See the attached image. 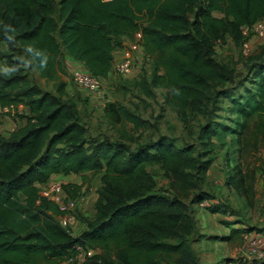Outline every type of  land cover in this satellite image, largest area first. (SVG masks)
Wrapping results in <instances>:
<instances>
[{
  "label": "trees",
  "instance_id": "1",
  "mask_svg": "<svg viewBox=\"0 0 264 264\" xmlns=\"http://www.w3.org/2000/svg\"><path fill=\"white\" fill-rule=\"evenodd\" d=\"M263 18L264 0H0V42L8 49L15 44L28 48V66L54 88L43 90L16 58L5 56L0 125L4 107L23 104L29 113L8 137L0 133V264H62L75 255V245L93 253L69 264H202L194 246L200 238L196 213L202 200L213 203L202 188L210 151L200 155L194 144L178 146L165 135L140 141L132 133L153 125L113 104L106 119L123 128L130 124L131 133L120 129L116 139L103 138L89 148L87 126L61 78L64 56L104 79L113 51L140 31L141 52L152 67L149 80L139 73L145 96L151 97L153 88L164 89L165 103L184 125L190 116L210 119L220 98L230 100L228 123L206 122L199 133L206 148L214 147L213 134L232 133L237 161L225 186L252 208L256 176L251 159L264 148V39L253 53L242 55V73L234 63L217 60L215 47L227 40L242 46L247 40L243 27L254 33ZM151 167H159L169 180L168 195L156 191ZM89 173L100 181L94 213L74 214L85 227L71 232L60 223L57 204L39 190L54 175ZM72 186H63L65 197H76ZM211 203L204 209L224 212ZM241 223L240 217L224 223L229 240L264 236L244 223L230 228ZM251 261L264 264V258Z\"/></svg>",
  "mask_w": 264,
  "mask_h": 264
},
{
  "label": "rangeland",
  "instance_id": "2",
  "mask_svg": "<svg viewBox=\"0 0 264 264\" xmlns=\"http://www.w3.org/2000/svg\"><path fill=\"white\" fill-rule=\"evenodd\" d=\"M249 33L250 31L245 34L247 40L244 41V43L247 44V52L244 51L246 49V45H243L244 43L242 46L237 47L230 40H227L225 43L216 45L215 58L219 61H227L229 64L234 63L233 66L238 73L244 72V66L241 61L242 55L246 57L248 54L253 53L258 47V43L264 39L262 38L260 40L258 39L260 37H258L256 34ZM252 36L256 37L253 38V41L249 42V39ZM136 37L138 38L137 34ZM135 49H137L136 51L139 52L137 54L132 53V56H134L133 67L135 70L131 68L132 71L129 76L121 77L117 75L113 69H111V75L106 80L99 78L101 81L102 92L97 96L86 95L85 91L80 89L75 84L73 77L69 74V72L66 73V75L68 74L66 76L68 93L76 105L79 106L82 119L88 129L87 146L90 148L95 142L100 141L103 138H108L111 140L116 139L119 132L116 133L115 131H120V129H124L126 132L131 133L132 126L130 124H127L124 128L123 125H120V123H115L112 125L110 123V119H106L105 117L109 104H113L117 107L119 105L125 106L128 110L137 113L141 118L147 120L149 125L154 126H147L139 130L137 133H132L134 138H137L140 141H147L149 139L154 140L159 135H165L166 137L174 140L178 146H181L184 143L194 144L196 151L200 155H203L205 151H210L206 157H210L212 159L211 168L204 175L206 179L202 188L209 191L208 195L212 196V198H209V200L212 199L213 203L208 200H202V202L199 203V206L205 208V206L210 203L211 207L213 208L214 205H226V209L223 212L225 217L226 215H228V218L230 219H232L233 216L235 219L240 217L242 219V223H244L246 226H249L250 229H255L254 233L262 234L260 227L264 228V148H262L256 154V156L251 159L253 161L252 167L254 168L256 176V202L254 207H247L243 197L236 196L225 186L226 175L237 161V153L235 152L236 148L232 140V133L224 136L222 133L213 134L211 141L213 142L214 147L208 148L204 146L205 136L199 133L201 131L199 127L205 125L206 122L223 121L225 124L228 123V118L232 116L230 110V100H227L226 98H220L216 104V107L214 108V114H212L210 119L205 121L201 115L190 116V122L187 125H184L179 119L176 110L172 106H169L167 103H165L164 89L153 88L151 97L145 96L140 91L138 86L140 70H142L141 77L149 80L152 73V67L150 60L143 57L141 47L136 45ZM29 52L30 51L28 48H21L19 44H15L13 49H8L4 42H0V71H3L5 68H7V57L5 56L11 55L13 59L16 58L18 65L24 69V71L29 74V76H33V78L29 77L30 79L35 81V83L43 90L52 91L54 88L51 81L49 82L44 80V82H40L37 77H34L33 69L28 66L30 60L28 57ZM120 56V51L119 53L113 52L112 60H118ZM83 69L88 71L84 64ZM61 78L64 79L63 74H61ZM235 92L237 93L239 90H233L230 94L234 96L236 95ZM2 113L4 115L8 112ZM3 115L1 117L2 122L0 129L10 123L11 120L8 118H12L9 115ZM4 129L8 131L6 128ZM222 136L224 138H222ZM210 148L212 149L210 150ZM201 159L203 160L205 158ZM148 170L151 172L156 182V191L162 193L163 195H168L167 188L169 180L164 177L162 170L159 167H151ZM81 177V179L79 176L77 178H72V181L79 182V186L70 184L67 179L65 180L67 181L66 185H73L71 188L72 191L77 192L76 197H72L76 200V207L73 210L74 214L78 213L79 211L81 215H86L89 217L93 211V203L97 195V190L100 186V181L98 175H93L90 173L85 177ZM51 180H61L65 183V180L62 178H52ZM74 187H78L79 191H76ZM193 206L196 208V205ZM214 209L215 211L207 210V213L211 214L217 212L218 208ZM198 211H200V207ZM73 218L75 219L74 223L76 222V226L78 225V227H85L84 221L78 220L74 215ZM226 230V226L222 225L219 234L225 233ZM244 244V240L241 243L234 240L230 242V245H226L227 247L225 250L224 247L223 249H220L217 248V245H214L211 251H206V254L209 255L208 261L214 259L213 256H216V251H218L219 255L228 257V259L232 257L231 259H234L235 261L239 259L243 261V259H247L249 254V250H247ZM200 250H202V247H200ZM200 254L201 253L199 252V255ZM252 262L253 261H251V263Z\"/></svg>",
  "mask_w": 264,
  "mask_h": 264
},
{
  "label": "built area",
  "instance_id": "3",
  "mask_svg": "<svg viewBox=\"0 0 264 264\" xmlns=\"http://www.w3.org/2000/svg\"><path fill=\"white\" fill-rule=\"evenodd\" d=\"M108 1V0H104ZM249 31L248 27H243L242 32L243 34H247ZM254 33L258 37H263L264 36V18L257 22V24L253 28ZM136 34L138 38L136 37ZM140 39H141V32H137L134 34V38L132 40H124L122 42V47H121V56L118 60H112V69L114 72L121 76V77H127L131 74V68L133 70V61H134V56H132V53H139L136 51V45L138 47L140 46ZM246 49L244 50L247 52V44ZM73 81L75 84L85 91L86 95H92V96H97L101 94V81L98 77L92 75L89 71H86L85 69H78L75 71L72 75ZM10 110L9 107H4L2 108V112H8ZM65 183L63 181H50L47 185L43 186L39 190V195L42 197H45L47 199L52 200L54 203L57 204L59 210L62 212L59 217L60 223L69 231H73V226H74V221L75 219L73 218L74 212L73 210L76 207V200L74 198H68L63 196V186ZM244 241L245 244L244 246L249 250V254L247 259H241L235 261L233 264H248L249 261L253 259H263L264 258V236H256L254 234L249 235L245 234L244 235ZM75 250V255L71 258H69L67 261H64L62 264H69L72 262H81L84 260L87 256L91 255L93 253L92 250H85L83 247L80 245H75L74 247Z\"/></svg>",
  "mask_w": 264,
  "mask_h": 264
},
{
  "label": "crops",
  "instance_id": "4",
  "mask_svg": "<svg viewBox=\"0 0 264 264\" xmlns=\"http://www.w3.org/2000/svg\"><path fill=\"white\" fill-rule=\"evenodd\" d=\"M216 16H217V14H216ZM254 37H256V36H252L249 39V42L253 41ZM258 39L261 40L262 38H258ZM262 41L263 40H261L258 43V46L260 44H262ZM120 49L121 48H116V50H114L113 52L119 53V51L121 52ZM64 67H65L66 73L69 72V74L72 76L75 71L83 68V64L81 62L75 61V60H73L70 57L65 55L64 56ZM111 71L107 75V77L104 78L105 80L111 75ZM66 73L63 74V76H64L63 80L67 83V77L66 76L68 74L66 75ZM34 77H37L40 80V82H44V79H41L38 76V73L35 71H34ZM66 90L68 91L67 84H66ZM52 91H54V89ZM78 109H79V106H78ZM10 113L11 114H4V115H9L12 117V118L6 117V118L11 120L10 123L7 124V126H3L0 129V133L6 137H8L12 131L16 130L18 127L25 124L24 116L29 113V110L23 104H19L16 107V109L12 108L10 110ZM21 115L23 117H20ZM4 128H6L8 131H6ZM78 176L79 175H62V174H59V175H54L53 178H62L63 180L67 179L68 182H70V184L78 185L79 182L72 181L73 177L77 178ZM79 178L81 179L82 177L79 176ZM65 184H67L66 180H65ZM96 197H97V195H96ZM95 200H96V198H95ZM95 200H94V203H95ZM94 203H93V206H94ZM221 209H226V207L222 206ZM93 213H94V207H93V211H92L91 216H93ZM233 220H234L233 218L229 219L228 215H226V217H225L224 214L221 212H215V213L209 214V213H207V210L204 208H201L200 211H197V213H196V221H197L196 225H197V233L199 234L200 238L197 240V242L195 243L194 246H195V249L197 251V254H198L199 259H200L202 264H231V262H230L231 260H228V257H223L222 255H219L218 251H216V256L212 255L214 259L211 261H208L209 255L206 254V251H211L212 247L214 245H217V248H220V249H223V247H224V250L227 247L226 245H230V242H232L233 240H229V237H228L229 233H230L229 227L228 226L226 227L227 230L225 233L219 234V231L221 230L222 225H225L224 223H226L228 221H233ZM75 223L73 226V231L78 232V231H80V229L82 227H78V225L76 226ZM231 227L239 228V227H242V225L235 224V225L230 226V228ZM260 235H264V233H262ZM236 241H239V240H236ZM239 242L241 243V241H239ZM200 247H202V250H200ZM199 252L201 253L200 255H199Z\"/></svg>",
  "mask_w": 264,
  "mask_h": 264
}]
</instances>
